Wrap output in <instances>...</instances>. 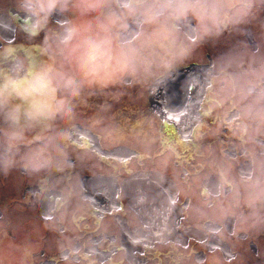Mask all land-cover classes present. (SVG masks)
<instances>
[{
  "label": "flooded vegetation",
  "instance_id": "af4514ba",
  "mask_svg": "<svg viewBox=\"0 0 264 264\" xmlns=\"http://www.w3.org/2000/svg\"><path fill=\"white\" fill-rule=\"evenodd\" d=\"M69 15L54 14L50 27ZM254 16L264 20V3L246 23L195 46L170 76L85 89L74 121L55 123L68 137L63 171L29 174L18 164L0 172V234L13 236L10 245L0 239V264H264V222L247 209L224 211L230 193L218 191L222 177L238 179L264 155V133L214 87L225 59L264 58ZM22 29L15 0H0V48L45 57V33L33 40ZM69 188L75 195H65ZM31 222L42 227L16 238L13 229L23 234Z\"/></svg>",
  "mask_w": 264,
  "mask_h": 264
},
{
  "label": "clouds",
  "instance_id": "9594fccd",
  "mask_svg": "<svg viewBox=\"0 0 264 264\" xmlns=\"http://www.w3.org/2000/svg\"><path fill=\"white\" fill-rule=\"evenodd\" d=\"M258 3L264 0H15L27 36L45 33L47 58L0 48V172L18 164L29 174L63 171L68 137L55 123L74 121L85 89L170 76L206 38L246 23ZM54 14L70 15L52 28ZM214 87L254 130L264 126V58L225 59ZM21 146H27L22 154ZM225 187L224 211L243 215L247 209L248 218L264 222V155L252 156L238 179L222 177L218 191ZM65 195L75 192L69 188Z\"/></svg>",
  "mask_w": 264,
  "mask_h": 264
},
{
  "label": "rangeland",
  "instance_id": "374dc122",
  "mask_svg": "<svg viewBox=\"0 0 264 264\" xmlns=\"http://www.w3.org/2000/svg\"><path fill=\"white\" fill-rule=\"evenodd\" d=\"M252 19V23H253V27H254V29L255 30H264V20H260V19H258L256 16H254V17H252L251 18ZM232 37H233V42H238V35L237 34H235V35H232ZM32 39L34 40V38L32 37ZM215 42H217V40L215 41ZM31 50L34 52V57L37 59V58H39V57H41V58H43V59H46L47 57L45 56H43L41 53H39V54H37V52L35 51V50H33V49H27L26 50V52L27 53H30L31 52ZM248 54L250 55V59H255V53L254 52H248ZM39 56V57H38ZM256 60V59H255ZM92 89H94V88H92ZM92 89H89V90H92ZM111 89V88H110ZM117 89V88H116ZM118 89H120V88H118ZM117 89V90H118ZM105 90H107V89H105ZM85 116H81V118H84ZM101 122H102V120H99V121H97V122H95L94 124H97V125H99V124H101ZM253 131H255V132H257V133H260V132H262V133H264V126H261V127H259V128H256L255 130L253 129ZM140 143V142H139ZM140 144H142L143 146H145L144 145V143L143 142H141ZM78 163L80 164L81 163V160L80 161H78ZM31 223H33V226H30L29 228L30 229H28V230H26L25 231V229H24V232H23V234L21 233V231L22 230H19V231H16V229H13V231L12 232H16V238H19L18 236L19 235H21V236H28L30 233H32V232H35V231H38L37 229H35V228H41L42 227V223H38V222H31ZM31 223L29 224V225H31ZM36 225V226H35ZM40 231V230H39ZM36 235V234H35ZM0 239H3V240H7L8 238H12L13 236H10V235H8L7 233H1L0 234ZM48 237L50 238V239H56V235L52 232V229L50 228V230H49V232H48ZM8 241V244L10 245V240H7Z\"/></svg>",
  "mask_w": 264,
  "mask_h": 264
}]
</instances>
